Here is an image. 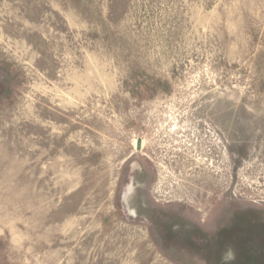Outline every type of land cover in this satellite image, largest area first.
<instances>
[{
  "label": "rangeland",
  "instance_id": "374dc122",
  "mask_svg": "<svg viewBox=\"0 0 264 264\" xmlns=\"http://www.w3.org/2000/svg\"><path fill=\"white\" fill-rule=\"evenodd\" d=\"M0 264H264V0H0Z\"/></svg>",
  "mask_w": 264,
  "mask_h": 264
}]
</instances>
